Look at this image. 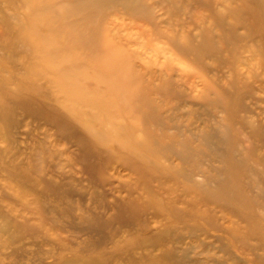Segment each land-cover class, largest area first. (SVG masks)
Segmentation results:
<instances>
[{"label": "rangeland", "instance_id": "rangeland-1", "mask_svg": "<svg viewBox=\"0 0 264 264\" xmlns=\"http://www.w3.org/2000/svg\"><path fill=\"white\" fill-rule=\"evenodd\" d=\"M263 189L264 0H0V264H264Z\"/></svg>", "mask_w": 264, "mask_h": 264}, {"label": "bare ground", "instance_id": "bare-ground-1", "mask_svg": "<svg viewBox=\"0 0 264 264\" xmlns=\"http://www.w3.org/2000/svg\"><path fill=\"white\" fill-rule=\"evenodd\" d=\"M230 143H231V141H230ZM181 145H182V144H181ZM168 148H170V146H169ZM146 149H147V148H146ZM160 159H161V158H160ZM166 160H167V159H166ZM242 160H243V159H242ZM246 161H247V160H246ZM171 162H172V161H171ZM228 162H229V161H228ZM171 166H172V165H171ZM173 167H175V166H173ZM176 168H177V167H176ZM246 168H247V167H246ZM195 169H197V168H195ZM191 172H192V171H191ZM189 176H190V175H189ZM195 176H196V175H195ZM258 177H259V176H258ZM195 179H196V178H195ZM216 180H217V179H216ZM230 180H231V179H230ZM230 180H229V182H230ZM257 182H258V181H257ZM208 183H209V182H208ZM210 183H212V182H210ZM230 183H231V182H230ZM233 183H234V182H233ZM220 184H221V183H220ZM220 184H219V185H220ZM219 185H218V187L221 186V185H220V186H219ZM223 185H224V183H223ZM229 185H230V184H229ZM218 187H216V188H218ZM229 187H230V186H229ZM210 188H211V187H210ZM210 188H209V189H210ZM223 188H224V187H223ZM257 188H258V187H257ZM205 189H206V188H205ZM209 189H206V190L209 192ZM210 190H212V189H210ZM222 190H223V189H222ZM222 190H221V191H222ZM263 190H264V189H263ZM217 192H218V191H217ZM217 192H216L215 194H217V196H218V193H217ZM223 192H225V191H223ZM227 192H228V191H227ZM220 194H222V193H220ZM228 195H230V194H228ZM228 195H227V196H228ZM213 197H215V196H213ZM218 197H219V196H218ZM225 197H226V196H225ZM223 198H224V197H223ZM228 198H229V196H228ZM228 198L226 197V199H228ZM230 199H231V197H230ZM228 200H229V199H228ZM231 200H232V199H231ZM232 201H233V200H232ZM229 202H230V201H229ZM233 202H234V201H233ZM232 204H233V203H232ZM234 204H235V203H234Z\"/></svg>", "mask_w": 264, "mask_h": 264}]
</instances>
